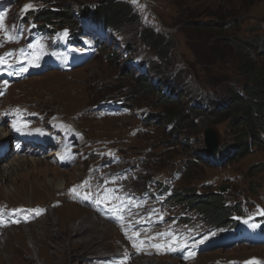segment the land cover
<instances>
[{
    "label": "rangeland",
    "instance_id": "1",
    "mask_svg": "<svg viewBox=\"0 0 264 264\" xmlns=\"http://www.w3.org/2000/svg\"><path fill=\"white\" fill-rule=\"evenodd\" d=\"M104 1L0 0V56L12 53L0 64V143L8 148L0 150L8 154L0 164L14 163L16 155L43 160H19L10 177L0 175V216L9 221L6 213L14 211L17 217L0 234V264H86L93 255L110 254L119 257L104 264H264L262 245L217 249L188 262L149 257L140 243L163 211L166 223L172 213L180 219L196 214L216 237L264 227V142L238 152L236 128L219 110V99L232 87L243 93L245 82L229 70L228 59L207 55L204 41L220 28L190 26L222 13L231 24L223 29L226 39L264 37V0H114L127 15L102 29L81 9L96 11ZM16 64L31 69H6ZM140 77L145 85L162 82V90L147 92L135 80ZM170 88L181 92L180 105L161 96ZM181 108L186 124L175 128L166 117ZM210 109L218 111L210 116ZM207 126L216 132L220 154L206 151ZM28 142L41 152L29 154ZM121 182L128 187L111 185ZM213 195L228 209L222 224L204 219L202 200L217 204ZM126 202L134 206L127 217L119 210ZM94 218L106 223L103 233L73 230ZM92 234L102 240L98 250L77 243Z\"/></svg>",
    "mask_w": 264,
    "mask_h": 264
},
{
    "label": "trees",
    "instance_id": "2",
    "mask_svg": "<svg viewBox=\"0 0 264 264\" xmlns=\"http://www.w3.org/2000/svg\"><path fill=\"white\" fill-rule=\"evenodd\" d=\"M123 6L124 4H120L114 0H105L104 6H102L101 9H96V11L93 12H88L87 9H81V13L84 16H88V18L94 21L96 25H99L100 28L105 29L111 26V22H116L119 17L127 15L126 9H124ZM120 10H123L122 14ZM226 17V15L221 13L218 16L216 15V20H212V22L191 23L190 26L193 25L192 28L195 29H199L202 26L204 29H212L214 27L220 28V31L208 38L209 41H204L205 44H208L206 51L209 53H207V55L214 60H222L224 62L225 58L228 59L229 63L233 66L232 69L229 70L241 77V82H245V85H241L243 86V93L236 92L232 87L230 91H227V94H230L228 97L219 99L221 101L219 110L223 111V114L229 119V123L236 128L235 133L237 134V139L233 147H236L238 152L242 153L248 149V145H256L264 142V136H261V134H264V37L253 35L241 37V39H226L223 36L225 33L223 29L230 28L231 26L230 22H223L226 20ZM186 28L189 29L188 27ZM157 37L158 36H156V38ZM149 68L153 70L155 76H159L160 73L156 65L151 64ZM140 78L135 80L140 85L147 86V92H153L152 88L159 90V92L162 90V82L156 81L151 83V85H145V78ZM167 92L170 95L167 94ZM180 93V91L174 92L173 89L170 88L164 91L161 96L167 100L169 104L173 103L180 105V103H175V99H181L182 94ZM216 105L217 104L214 106L216 107ZM187 108L192 110L195 115L202 114V111L195 110L192 106ZM182 109L183 108H181L179 113L177 109L175 112H172L171 115H176L174 117L169 115L166 117L164 114L167 122L174 124L173 126H175V128L186 124L185 120L188 115L184 113ZM217 111L218 110L210 109L209 115H214ZM219 152L220 151H217V154H220ZM213 196V200L217 202V204H212L213 201L208 200V198L202 200V203L206 204L204 206L205 212H208L205 213L204 219L207 222L209 221L208 223L222 224L228 219V209L222 204L220 196ZM173 198L176 199L175 197ZM194 202L188 205L192 206ZM207 204L209 205L208 207H206ZM213 206L218 210L220 209L221 213L219 215H214V211H212L214 209Z\"/></svg>",
    "mask_w": 264,
    "mask_h": 264
},
{
    "label": "bare ground",
    "instance_id": "3",
    "mask_svg": "<svg viewBox=\"0 0 264 264\" xmlns=\"http://www.w3.org/2000/svg\"><path fill=\"white\" fill-rule=\"evenodd\" d=\"M20 68H22V67L19 66L18 64H16V65L9 66L6 69L8 71L9 70L17 71ZM30 69H31V67L27 68V70H30ZM7 75H8V72L4 75V79L6 81H7ZM2 135H5V133L3 132V133L0 134V136H2ZM21 142L22 141L20 139V143ZM28 143H29L28 144V147H29L28 150H31L32 151V153H29V154H38L39 152H41L42 149L40 148V146H35L34 145L35 144L34 142H28ZM7 149L8 148L4 144H1L0 143V150L1 151L7 150ZM55 149H58V148L51 149L50 152H53ZM59 150H60V154L59 155H61L62 154V149H59ZM53 155H55V154H53ZM59 155H57V156H59ZM6 156H8V154L5 153V151L4 152H0V163L5 160ZM15 159H17V160H15L14 163L0 164V175L10 177L12 175V171L14 169L15 162L18 164V161L20 160L21 161L20 163L21 164H24L23 162L27 160L25 158H21V156H19V155H16V158ZM27 161H30V162H32L34 164H40L43 160L40 161V159H32L31 158V160H27ZM46 169H48V168H46ZM0 182H2V179H0ZM111 185L112 186L114 185L116 188H119V190L124 189L125 187H128V186H126V184H124L122 182L121 183H117V184L111 183ZM58 186H59V188H61L62 187V184H59ZM124 192L127 193V191H124ZM133 208H134V206H132V203L126 202L125 204H122L121 205V207L119 208V210H121V211L122 210H125V212H122V214H124L125 217H127V216H130L129 215L130 212L134 211ZM6 209H7V207H6ZM30 211H32V210H28L29 213H30ZM12 212H14V211H12ZM12 212H7L6 213L7 216L5 217V219H9V221H6V220L2 219L3 216H4V214H3V216H0V226H2L0 228V234H2V230H4V229L7 228L6 225H5L6 223L9 224L11 221H14L17 218L15 214H12ZM94 219L95 220H92L91 219V220L87 221V222H89L88 225H83V224L76 225L73 228V230H75L78 233H85V232H95V234H97L98 232L103 233V230H100V229H103L104 227H102V226L105 225L106 223L105 222H101L98 218H94ZM82 222L83 221L81 220L80 223H82ZM97 228H98V230H96ZM91 230H93V231H91ZM93 234L89 238L80 239V241H77V243L79 245L80 244H85L86 247H87V249H89L90 251H96V250H98V247L101 248V246H102V240L101 239H98V238H95V236ZM108 257H111V260H113L114 257H115V260H116V257H119V255L118 254L117 255L110 254V255H105V256L93 255L91 258H87V260H86L87 263L86 264H104L103 263V260L107 263V258ZM149 261H150V259H146V261L143 264H148Z\"/></svg>",
    "mask_w": 264,
    "mask_h": 264
},
{
    "label": "clouds",
    "instance_id": "4",
    "mask_svg": "<svg viewBox=\"0 0 264 264\" xmlns=\"http://www.w3.org/2000/svg\"><path fill=\"white\" fill-rule=\"evenodd\" d=\"M214 154V153H213ZM214 155H217L216 153ZM220 189L223 190V187ZM222 192L219 190V193ZM188 207V206H187ZM20 213L18 212V215ZM147 214L146 213V219H147ZM34 215V216H33ZM32 218L36 216V213L31 215ZM168 217V216H167ZM169 218V217H168ZM182 223H189V219H179ZM172 221V220H171ZM171 221L169 219V222H165V218L161 219V222H165V224H161L158 226L156 232H161V235L158 237L155 233H152V235L146 239H143L142 246L146 248L149 251V257H152L153 254H161L163 256H169V257H176L179 260H184V261H192L195 259L199 254L206 253V252H211L217 249H227V248H232V247H238V246H257V245H262L260 243H249L243 238L239 240V242L233 243L232 245H228L226 243H213V244H207L204 245L208 242V239L210 241V238L203 240V243H200V239L196 238L193 240L192 238L186 239L184 236V233L182 231H179L176 226H172ZM142 222V223H144ZM175 234V236L182 237L183 240L187 241V246L183 247L182 250L178 248L176 251H169L168 249L171 247H175L177 245V242L173 240L172 235ZM206 238V237H205ZM182 242V241H181ZM187 257V258H185ZM221 264H244L241 263L238 260L234 261H227L223 262Z\"/></svg>",
    "mask_w": 264,
    "mask_h": 264
},
{
    "label": "snow or ice",
    "instance_id": "5",
    "mask_svg": "<svg viewBox=\"0 0 264 264\" xmlns=\"http://www.w3.org/2000/svg\"><path fill=\"white\" fill-rule=\"evenodd\" d=\"M26 7H28V6H26ZM2 19H3V18L0 17V20H2ZM0 27H2V25H0ZM66 34H67V33L65 32L64 35H66ZM9 39H13V38L10 37ZM10 55H12V53H6L5 56H0V64H5V63H6L5 57H6V56H10ZM21 70H22V71H27L26 68H22ZM86 183H87V182L85 181L82 185L76 186V187H74L73 189H71L70 191L76 192V188H77V187H83ZM77 194L79 195V193H77ZM90 195H91V193H86V194L84 195V198L87 199V198H89ZM104 198H105V199L107 198L106 194H105V197H104ZM37 214H39V213H37ZM245 222H246V221H245ZM126 235H127V234H126ZM137 235H139V234H137ZM158 235H161V234H158ZM171 235H172L173 240L177 242V245H176L175 247H171V248H169V249H168L169 251H176V250H178V248H179L180 250H182L183 247L187 246V241H186V240H183L182 237L175 236V234H171ZM128 238H129L130 240L133 241V247H136V246H137V245H136V241L133 239V237L129 236ZM181 241H182V242H181ZM140 243H143V241H140ZM200 243H203V240H201ZM137 250L139 251V249H137ZM127 258H128V257H127V253H125V259H127ZM185 258H187V257H185ZM122 264H123V262H122Z\"/></svg>",
    "mask_w": 264,
    "mask_h": 264
},
{
    "label": "water",
    "instance_id": "6",
    "mask_svg": "<svg viewBox=\"0 0 264 264\" xmlns=\"http://www.w3.org/2000/svg\"><path fill=\"white\" fill-rule=\"evenodd\" d=\"M204 141L206 144V151L213 154L217 151V138H216V132L213 131L209 126L206 127L204 131ZM222 191V189H220Z\"/></svg>",
    "mask_w": 264,
    "mask_h": 264
}]
</instances>
